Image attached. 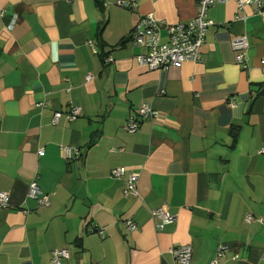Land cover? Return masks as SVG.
Here are the masks:
<instances>
[{"label": "crops", "instance_id": "1", "mask_svg": "<svg viewBox=\"0 0 264 264\" xmlns=\"http://www.w3.org/2000/svg\"><path fill=\"white\" fill-rule=\"evenodd\" d=\"M116 1L0 0V190L10 195L0 264H55L58 248L70 255L61 264H176L171 248L181 245L190 264H209L220 245L223 264H264V0L260 10L211 6L202 60L161 70L137 62L145 49L131 30L149 13L189 20L197 0ZM143 103L157 116L127 132ZM71 106L81 114L68 120ZM117 166L139 172L138 197L124 195ZM35 178L49 206L28 196ZM156 208L175 216L162 230Z\"/></svg>", "mask_w": 264, "mask_h": 264}, {"label": "built area", "instance_id": "2", "mask_svg": "<svg viewBox=\"0 0 264 264\" xmlns=\"http://www.w3.org/2000/svg\"><path fill=\"white\" fill-rule=\"evenodd\" d=\"M228 0H197L196 15L185 21L177 23H162L153 13L142 16L134 25L129 37L133 45L144 48V52L136 55L137 62L147 66L151 70L168 69L171 67L179 68L185 62H198L202 60V49L206 43V34L209 27L212 25L207 17V12L211 6L217 3L226 2ZM240 7L245 3H254L258 10L263 7L261 0H238ZM116 4L122 8H135L136 0H117ZM232 47L235 51L236 62L247 67V40L245 37H237L232 41ZM107 61H111V57H106ZM264 62V60H263ZM88 79L92 76L88 75ZM45 100H40L36 103L38 107H43ZM81 114L79 106H71L67 112L68 120L77 118ZM157 112L148 104L143 103L138 113L127 118L125 130L130 133L139 131L141 124L148 117H156ZM61 120V113L55 112L53 124H58ZM62 149L68 156H79L77 148L63 146ZM259 153H264V146L259 148ZM44 154V150H39V156ZM113 177L124 178L125 187L123 193L125 196H139V172L129 171L126 166H117L111 171ZM28 196L37 201L40 206H49L50 198L47 193H44L37 181V178L31 180L29 184ZM10 195L9 192L0 190V211L9 207ZM153 218L158 219L156 228L162 230L165 225L172 223L175 216L170 214L164 208H156L151 211ZM246 221L252 219L251 214L246 215ZM127 228L130 231L137 230V224L134 220L127 218ZM100 236H104V229L96 228L95 231ZM227 246L220 245L215 256L210 260L209 264H223L222 258L225 256ZM176 264H190L192 250L189 245H181L171 248ZM69 251L66 248H58L52 251V261L55 264H61L62 258H69Z\"/></svg>", "mask_w": 264, "mask_h": 264}, {"label": "trees", "instance_id": "3", "mask_svg": "<svg viewBox=\"0 0 264 264\" xmlns=\"http://www.w3.org/2000/svg\"><path fill=\"white\" fill-rule=\"evenodd\" d=\"M99 3H100V1H99ZM99 3H98V4H99ZM100 5H102V3H100ZM103 28H104L103 25L100 26L99 37L102 36V30H103ZM131 31H132V30H131ZM130 33H131V32H130ZM129 35H130V34H129ZM99 44H100L101 47L103 46V43H102L101 40H100ZM101 56H102L103 59L106 60V57H104V54H103V53H102ZM233 135H234V134H233ZM94 141H95V139L92 140V142L90 143L89 146H91V145L94 143ZM79 152H80V153H79V157H81V156L83 155V153H82L80 150H79ZM95 229H96V228H93V231H95Z\"/></svg>", "mask_w": 264, "mask_h": 264}, {"label": "rangeland", "instance_id": "4", "mask_svg": "<svg viewBox=\"0 0 264 264\" xmlns=\"http://www.w3.org/2000/svg\"><path fill=\"white\" fill-rule=\"evenodd\" d=\"M240 6V5H239Z\"/></svg>", "mask_w": 264, "mask_h": 264}]
</instances>
